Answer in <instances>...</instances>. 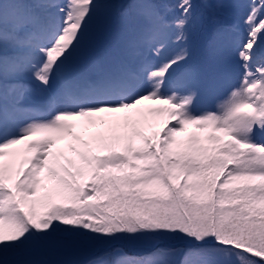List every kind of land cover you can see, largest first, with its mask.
I'll use <instances>...</instances> for the list:
<instances>
[{
	"label": "snow or ice",
	"instance_id": "obj_1",
	"mask_svg": "<svg viewBox=\"0 0 264 264\" xmlns=\"http://www.w3.org/2000/svg\"><path fill=\"white\" fill-rule=\"evenodd\" d=\"M0 264H264V0H0Z\"/></svg>",
	"mask_w": 264,
	"mask_h": 264
},
{
	"label": "trees",
	"instance_id": "obj_2",
	"mask_svg": "<svg viewBox=\"0 0 264 264\" xmlns=\"http://www.w3.org/2000/svg\"><path fill=\"white\" fill-rule=\"evenodd\" d=\"M170 3H175V0H169ZM194 3L201 5L203 4L204 0H193ZM228 2H236L239 3L241 5H246L247 0H228ZM198 11H204V9L202 7L198 8ZM233 13H236L238 11H243V9H233L231 10ZM222 20H225L226 23L230 24V25H237L238 26V30L240 32L243 31V26L239 24L238 22V17L237 16H232L230 18H225V17H221ZM115 43V37L114 36H108L105 37L101 42H100V46L101 48H106L111 46L112 44ZM235 64V58L232 56H225L222 61H221V70L222 71H229L231 69V67ZM203 102L208 104L209 106L212 104L213 102V93L212 92H208L205 94V96L203 97ZM49 259H55L57 257H48ZM62 258H66V259H71V260H83L85 257L83 256H66V257H62Z\"/></svg>",
	"mask_w": 264,
	"mask_h": 264
},
{
	"label": "rangeland",
	"instance_id": "obj_3",
	"mask_svg": "<svg viewBox=\"0 0 264 264\" xmlns=\"http://www.w3.org/2000/svg\"><path fill=\"white\" fill-rule=\"evenodd\" d=\"M31 100H32L33 103H37V104H39V103L41 102L39 96H33V97L31 98Z\"/></svg>",
	"mask_w": 264,
	"mask_h": 264
}]
</instances>
